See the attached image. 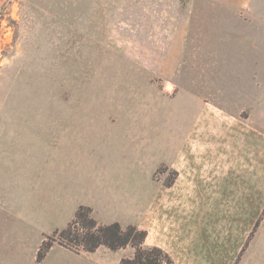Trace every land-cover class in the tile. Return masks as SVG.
<instances>
[{"label": "rangeland", "instance_id": "374dc122", "mask_svg": "<svg viewBox=\"0 0 264 264\" xmlns=\"http://www.w3.org/2000/svg\"><path fill=\"white\" fill-rule=\"evenodd\" d=\"M0 199V264H129L37 261L86 205L161 264H264V0H0Z\"/></svg>", "mask_w": 264, "mask_h": 264}, {"label": "trees", "instance_id": "16d2710c", "mask_svg": "<svg viewBox=\"0 0 264 264\" xmlns=\"http://www.w3.org/2000/svg\"><path fill=\"white\" fill-rule=\"evenodd\" d=\"M53 234L50 241L42 242L36 256L37 261L45 257L53 243L75 253H93L100 247L116 251L131 246L135 252L129 264H161L163 259L168 260V257L158 248H152L149 252L142 248L146 237L145 231L137 230L133 226L123 230L117 222L99 224L92 217L91 209L86 206H79L66 227L54 231ZM150 253L157 255L152 257Z\"/></svg>", "mask_w": 264, "mask_h": 264}, {"label": "crops", "instance_id": "0c3cea01", "mask_svg": "<svg viewBox=\"0 0 264 264\" xmlns=\"http://www.w3.org/2000/svg\"><path fill=\"white\" fill-rule=\"evenodd\" d=\"M0 201L2 202V199H0ZM61 202H62V199H61ZM56 205H57V202H55V203H53V201L51 200L50 201V204H49V206L52 208V207H56ZM86 205V204H85ZM87 206V205H86Z\"/></svg>", "mask_w": 264, "mask_h": 264}]
</instances>
